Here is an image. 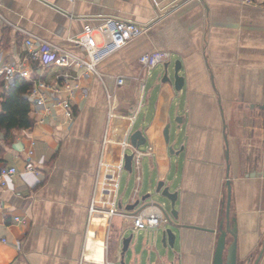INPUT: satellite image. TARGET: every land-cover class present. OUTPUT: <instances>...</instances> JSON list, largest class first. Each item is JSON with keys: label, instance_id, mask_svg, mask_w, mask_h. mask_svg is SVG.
<instances>
[{"label": "crops", "instance_id": "obj_1", "mask_svg": "<svg viewBox=\"0 0 264 264\" xmlns=\"http://www.w3.org/2000/svg\"><path fill=\"white\" fill-rule=\"evenodd\" d=\"M0 12L1 63L23 65L28 82L41 77L60 99L69 86L88 88L86 95L75 88L72 120L61 106L31 107L33 126L7 139L0 132V167L18 169L0 185V264H119L138 211L127 207L160 180L178 192L177 217L136 230L126 263L213 264L228 164L238 260L256 263L264 249V0H0ZM100 17L146 27L99 64L101 77L65 68L75 76L66 83L59 67L27 58L30 36L84 56L72 39ZM158 50L171 54L172 79L181 62L180 90L163 81L166 63L153 81L159 65L149 73L141 65L142 54ZM135 130L147 139L140 150L130 142ZM132 152L134 187L121 192L124 155ZM166 227L176 235L169 251L161 244Z\"/></svg>", "mask_w": 264, "mask_h": 264}, {"label": "built area", "instance_id": "obj_2", "mask_svg": "<svg viewBox=\"0 0 264 264\" xmlns=\"http://www.w3.org/2000/svg\"><path fill=\"white\" fill-rule=\"evenodd\" d=\"M5 22L6 18L0 12V26ZM145 29L146 27L137 21L117 19L115 17H100L96 24L85 25L83 32L72 39L73 44L85 53L84 56L74 54L67 49L58 47L48 40L30 36L25 41L27 58L34 62L51 64L52 66L59 67L60 72L58 76L64 77L66 83H68L71 78H75V76L65 68L78 67L84 69L86 73L90 72L101 77L98 69L99 64L106 57L119 51L132 40L142 35ZM98 35L101 38L100 41L98 40ZM170 56V52L158 50L142 54L139 61L145 71L149 73L159 64L166 63L170 59ZM23 68V65L16 66L15 64L0 62V79L5 82L7 88L14 83L16 77L23 76L26 78V76L29 75V72L25 71ZM116 81L118 85H122L125 79L119 76L116 78ZM78 87H80L79 84L73 87L69 86L71 94L65 99H60L55 97L56 94L51 95L48 93V91H50L49 89L56 88L54 84H49L41 77L35 76L31 80V87L28 92L32 110L35 108H39L40 110L42 108L44 112L50 113L53 108L61 106L65 111L66 117L72 120L75 117V111L73 109V98L75 97L74 90ZM80 89H82L84 95L87 94V87H80ZM108 97H110V95H108ZM136 160L138 161V158L135 156L134 161ZM26 169L31 171L35 169L31 161L27 162ZM135 169L138 170V166H135ZM17 171L18 169L15 166H8L6 164L1 165L0 185L5 187L7 179L17 173ZM116 177V174L111 176L115 182ZM137 178L140 180L139 176H137ZM1 205L0 201V206ZM150 207H146L130 215L134 230L155 229L167 222L161 209L157 207L156 209H151ZM15 219L20 220L19 217Z\"/></svg>", "mask_w": 264, "mask_h": 264}, {"label": "water", "instance_id": "obj_3", "mask_svg": "<svg viewBox=\"0 0 264 264\" xmlns=\"http://www.w3.org/2000/svg\"><path fill=\"white\" fill-rule=\"evenodd\" d=\"M181 69V62L177 61L174 67V79H172L169 70V63L165 64V72L163 76V81L173 82L174 87L176 90H180L185 82L183 76L180 75ZM179 121V119L177 120ZM169 129L170 123L167 125L165 129V137L167 143H169ZM130 142L131 144L137 149L146 144L147 139L141 130H135L130 135ZM171 150H173L171 148ZM135 159V153H125L123 159L124 168L128 171L133 170V163ZM227 159H228V152H227ZM229 170L230 165L228 164V194L227 200L225 203V214L222 215V218L219 221V225L217 229H212L214 231L219 232V236L217 239V246L214 254V261L213 264H239L238 260V223L237 218L231 215V205H232V187H231V180L229 178ZM157 197V199H155ZM158 198H164L171 204V209H167L166 202L159 201ZM178 198V192L171 190V183H167L165 180H160L153 192L147 193L146 195L142 196L140 199H137L134 203H130L128 205V209H137L138 211L150 207L155 206L161 209L163 214L165 215L167 222L172 224V218L177 217V209H176V201ZM121 206V204H120ZM136 231V230H135ZM135 231H131V233L124 237L122 241V252H121V263L127 264L125 261L126 253L131 249V245L133 242L137 241V234ZM228 235H231L232 240L228 242ZM175 239L176 235L171 227H166L161 232V244L163 245L164 249L169 251L173 249L175 246ZM157 248V247H156ZM264 249L260 252L259 257L255 264H258L259 260L263 256ZM251 258V257H250ZM250 258L248 260H250ZM135 264H142L141 262L135 261Z\"/></svg>", "mask_w": 264, "mask_h": 264}, {"label": "trees", "instance_id": "obj_4", "mask_svg": "<svg viewBox=\"0 0 264 264\" xmlns=\"http://www.w3.org/2000/svg\"><path fill=\"white\" fill-rule=\"evenodd\" d=\"M31 83L23 76L16 77L14 83L0 93V132L5 134V139L14 129H23L33 126L31 117V102L28 92ZM3 147L0 142V160Z\"/></svg>", "mask_w": 264, "mask_h": 264}, {"label": "rangeland", "instance_id": "obj_5", "mask_svg": "<svg viewBox=\"0 0 264 264\" xmlns=\"http://www.w3.org/2000/svg\"><path fill=\"white\" fill-rule=\"evenodd\" d=\"M161 66H162V65L159 64V66L157 67V69L154 70V72H153V76L149 78L150 81L155 80V79H156L155 75H157V74L159 73V71H160V72L162 71V67H161ZM173 70H174V68H173ZM170 74H172V73H170ZM143 147H144V146H142V148H143ZM127 151L129 152L130 149H128ZM134 177H135L134 172H131V173H130V172H128L125 168H123V173H122L121 180H120V186H121V188H122V191H121V192L124 191L125 186L128 187L129 191H131V190L133 189V187H134V183H135V178H134ZM156 186H157V185H156ZM155 188H156V187H155ZM155 199H157V197H156ZM158 199H159V201H161V202H166V204H167L166 207H167L168 210L171 209V204H170L169 201H167V200L164 199V198H158ZM119 264H122V263L119 262ZM239 264H243V263H239Z\"/></svg>", "mask_w": 264, "mask_h": 264}]
</instances>
